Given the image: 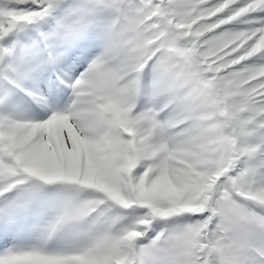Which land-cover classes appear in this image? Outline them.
Segmentation results:
<instances>
[{"label": "snow or ice", "instance_id": "obj_1", "mask_svg": "<svg viewBox=\"0 0 264 264\" xmlns=\"http://www.w3.org/2000/svg\"><path fill=\"white\" fill-rule=\"evenodd\" d=\"M0 264H264V0H0Z\"/></svg>", "mask_w": 264, "mask_h": 264}]
</instances>
